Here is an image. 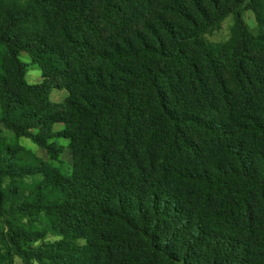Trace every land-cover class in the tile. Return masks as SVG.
<instances>
[{
  "label": "trees",
  "instance_id": "trees-1",
  "mask_svg": "<svg viewBox=\"0 0 264 264\" xmlns=\"http://www.w3.org/2000/svg\"><path fill=\"white\" fill-rule=\"evenodd\" d=\"M0 125V264H264V0H0Z\"/></svg>",
  "mask_w": 264,
  "mask_h": 264
},
{
  "label": "rangeland",
  "instance_id": "rangeland-1",
  "mask_svg": "<svg viewBox=\"0 0 264 264\" xmlns=\"http://www.w3.org/2000/svg\"><path fill=\"white\" fill-rule=\"evenodd\" d=\"M241 18L246 25L248 31L256 35L259 32L258 25L256 23L255 17L250 10H243L241 12ZM233 20L231 16H227L225 19L221 21V23L212 31L206 33L204 35V39L210 46L217 48L221 44L229 42L231 38V28H232ZM19 59L25 63V80L29 84H36L42 81V74L39 67L33 63L29 57L25 53H21ZM67 93L63 89L52 88L49 92L48 98L53 103H61L66 98ZM44 128H48L51 131L61 130L62 125L54 124L51 126H45ZM33 132H36L34 130ZM0 138L6 143L13 145L16 143L19 147L29 151L36 158L40 159L43 162L49 163L53 167L60 168L61 172L66 175H69L72 167V158H71V150L68 145V141L65 139H59L57 142L63 146V151L59 155L60 162L49 161L47 155L44 150L34 145L29 139L26 138H18L17 140H13L11 133L4 129L0 125ZM59 237L53 235H47L43 242H52ZM15 264H22L19 259L15 258Z\"/></svg>",
  "mask_w": 264,
  "mask_h": 264
}]
</instances>
